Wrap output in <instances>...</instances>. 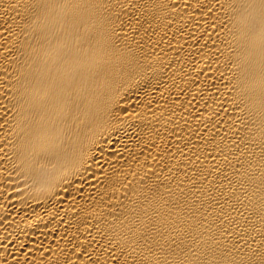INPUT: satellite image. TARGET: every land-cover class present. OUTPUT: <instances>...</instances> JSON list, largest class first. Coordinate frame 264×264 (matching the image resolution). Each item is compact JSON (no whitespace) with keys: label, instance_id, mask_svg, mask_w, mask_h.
<instances>
[{"label":"bare ground","instance_id":"obj_1","mask_svg":"<svg viewBox=\"0 0 264 264\" xmlns=\"http://www.w3.org/2000/svg\"><path fill=\"white\" fill-rule=\"evenodd\" d=\"M0 264H264V0H0Z\"/></svg>","mask_w":264,"mask_h":264}]
</instances>
